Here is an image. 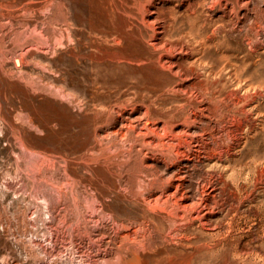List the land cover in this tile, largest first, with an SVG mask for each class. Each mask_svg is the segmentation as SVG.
Returning a JSON list of instances; mask_svg holds the SVG:
<instances>
[{
  "label": "rangeland",
  "instance_id": "374dc122",
  "mask_svg": "<svg viewBox=\"0 0 264 264\" xmlns=\"http://www.w3.org/2000/svg\"><path fill=\"white\" fill-rule=\"evenodd\" d=\"M0 264H264V0H0Z\"/></svg>",
  "mask_w": 264,
  "mask_h": 264
},
{
  "label": "bare ground",
  "instance_id": "6f19581e",
  "mask_svg": "<svg viewBox=\"0 0 264 264\" xmlns=\"http://www.w3.org/2000/svg\"><path fill=\"white\" fill-rule=\"evenodd\" d=\"M144 10V9H143ZM145 17V16H144ZM141 22V21H140ZM167 22V21H166ZM70 24V23H69ZM66 28V27H65ZM230 69V68H229ZM180 73V72H179ZM237 77H238V75H236ZM253 87V86H252ZM254 88V87H253ZM208 89V88H207ZM186 91V90H185ZM192 91V90H191ZM201 92H203V91H201ZM205 94H206V92H205ZM252 96V95H251ZM200 101V100H199ZM213 104V103H212ZM202 108V107H201ZM196 115V114H195ZM200 116V115H199ZM194 119V118H193ZM240 120V119H239ZM197 121V120H196ZM201 121V120H200ZM143 122V121H142ZM144 122H146V121H144ZM164 122V121H163ZM191 124V123H190ZM141 128V127H140ZM156 130V129H155ZM163 130V129H162ZM151 131V130H150ZM230 131V130H229ZM171 132V131H170ZM156 133V132H155ZM180 134V133H179ZM159 135V134H158ZM157 135V136H158ZM131 136V135H130ZM186 136H188V135H186ZM179 137V136H178ZM175 138H177V137H175ZM180 138V137H179ZM156 141V140H155ZM23 142V141H22ZM149 143V142H148ZM133 147V146H132ZM203 147V146H202ZM156 148V147H155ZM161 149V148H160ZM173 150L175 151V152H178V147L175 145V146H173ZM161 152V151H160ZM172 152V151H171ZM173 153V152H172ZM179 153V152H178ZM177 153V154H178ZM211 153V152H210ZM142 154V153H141ZM185 154V153H184ZM174 155V154H173ZM170 156V155H169ZM86 166V165H85ZM169 175V174H168ZM69 178V177H68ZM157 178V177H156ZM74 182V181H73ZM182 182V181H181ZM91 183V182H90ZM147 183V182H146ZM152 183V182H151ZM77 190V189H76ZM204 194V193H203ZM79 195V194H78ZM77 195V196H78ZM74 196V195H73ZM76 196V197H77ZM177 197V196H176ZM134 198V197H133ZM203 198V197H202ZM177 201V200H176ZM74 202H76V201H74ZM174 202V201H173ZM44 203H46V200L44 199ZM77 203V202H76ZM162 203H164V201L162 202ZM177 203V202H176ZM171 204V203H170ZM178 204V203H177ZM180 204V203H179ZM153 205V204H152ZM164 207V206H163ZM178 207V206H177ZM166 208V207H165ZM183 208V207H182ZM174 209H176V208H174ZM185 209H187V207L186 208H184V210ZM192 210V209H191ZM188 211V210H187ZM46 213H47V211H46ZM174 215V214H173ZM171 216V215H170ZM65 217V216H64ZM173 217V216H172ZM169 218V217H168ZM174 220V219H173ZM178 220V219H177ZM174 222V221H173ZM138 223V222H137ZM171 223V222H170ZM172 224V223H171ZM122 225V224H121ZM168 225V224H167ZM116 227H117V225H116ZM158 227V226H157ZM157 229V228H156ZM171 233V232H170ZM136 235V234H135ZM135 237V236H134ZM134 237L132 238L133 240H134ZM136 238V237H135ZM137 251V250H136Z\"/></svg>",
  "mask_w": 264,
  "mask_h": 264
}]
</instances>
